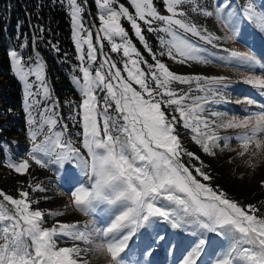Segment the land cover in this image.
I'll return each mask as SVG.
<instances>
[{
	"label": "snow or ice",
	"instance_id": "snow-or-ice-1",
	"mask_svg": "<svg viewBox=\"0 0 264 264\" xmlns=\"http://www.w3.org/2000/svg\"><path fill=\"white\" fill-rule=\"evenodd\" d=\"M49 3L64 8L70 18L78 62L71 70L79 73L71 79L80 99L69 104L67 116L62 113L36 37L31 44L27 37L18 38L23 42L6 51L24 85L30 147L25 158L13 155L5 162V153L13 154L18 142L0 143V167L27 179L18 182L15 195L0 189V264H89L90 251L106 255L108 264H149L147 258L163 244L171 255L181 246L155 230L161 223L188 238L177 264H264V205H241L201 182L212 177L180 135V129L190 132L210 157L230 150L233 142L242 149L239 156L251 149L252 155L264 153V101L233 100L229 77L177 74L161 59L243 68L247 75L240 82L264 97V71L256 74L258 66L264 69V58L227 48V55H217L197 42L216 49L218 41L241 38L245 27L264 36V0H91L94 16L89 0ZM209 21L231 35H216ZM48 44L60 53L57 44ZM24 49H31L27 57ZM174 82L189 87L174 88ZM230 103L246 104L244 115L210 107ZM220 129L240 131L221 136ZM184 157L198 166L186 164ZM34 167L59 177L70 197L65 207L90 221L57 220L46 227V216L66 213L36 207L48 197L34 195L47 192L35 180ZM142 230L149 238L132 259V243Z\"/></svg>",
	"mask_w": 264,
	"mask_h": 264
},
{
	"label": "rangeland",
	"instance_id": "rangeland-1",
	"mask_svg": "<svg viewBox=\"0 0 264 264\" xmlns=\"http://www.w3.org/2000/svg\"><path fill=\"white\" fill-rule=\"evenodd\" d=\"M121 2H125L126 0H121ZM89 4L91 7V11L93 13V16L95 15L96 8L91 3V0H89ZM127 6V5H126ZM131 11V8H130ZM66 12V10H65ZM68 16V15H67ZM69 18V16H68ZM98 23V21H97ZM125 27L127 28L128 25L126 22H123ZM69 24H70V18H69ZM208 28L213 31L216 35L221 37H226L231 35L226 29H224L219 24H214L211 21L208 22ZM129 33L131 35V30L129 28ZM70 34H71V27H70ZM134 42L137 44V47L140 48L139 42L135 41V38L133 37ZM151 41V37H149ZM196 39V38H192ZM72 42V40H71ZM198 43L202 44L204 47L208 48L210 52H215L217 55H227L223 51L224 48H227L229 50H237L240 52H251L254 56L257 58H264V36H261L259 33H255L252 28L245 27L242 31L241 38L235 39V40H221L218 41L220 47L219 48H212L211 45L204 44L201 41H197ZM105 43V50L108 51L110 46L108 45L107 41ZM73 45V59H63L58 60L57 63L59 64V67L63 70L65 77L67 78L69 82V86L72 92L66 93L63 98H58V96L54 93L52 86L47 78V72H46V64H45V77L49 84V87L51 88L53 95L55 98H57L61 104L62 113L67 116L70 112L69 104H73L75 102H78L80 99L79 90L76 88L75 84L73 83L71 77L73 75H79V73L72 72V66L77 64V60L75 59L76 53L74 44ZM154 50L156 49V45L153 42ZM13 48L9 49L12 50ZM141 51L143 49L141 48ZM114 58H119V54H111ZM147 56V54L145 53ZM149 59V62L151 61L150 57H147ZM166 65L169 67V69L177 74H203V75H210V76H226L233 81V83L230 85L229 89L227 90L230 94L231 98L233 100L248 96L252 97L254 99H257L258 101H264V97L259 95L258 90L254 89L250 85H246L242 82V78L247 75V72L243 68H237L236 66L228 65L223 62H214L209 64H198L196 62H191L188 65H182L177 64L174 61L167 59L166 57L161 58ZM11 65V63H10ZM143 67V66H142ZM261 71H264L261 67H257L256 74L259 75ZM11 72L13 76L15 77L16 81L18 82L20 86V99L18 106L12 107L7 106V117H5L4 120H2L1 128L10 131L11 128L15 129L17 132L16 134H9V133H0L2 135V139H0V143L12 141V142H18L14 143L12 145L13 148V154L5 153L4 159L5 162H7L8 159H12L13 155L16 158H25V150L26 148L30 147V143L27 141V133H26V124H25V113L23 111V97H24V85L23 82L15 75V71L13 70L11 66ZM30 80H34V77H30ZM4 84L3 79L0 77V92L2 89V86ZM174 88H185L187 89L189 85H180L176 82L172 85ZM195 85H192L194 87ZM2 106V102L0 100V108ZM214 110L219 111H228L231 114H235L237 116L244 115L243 109L247 107L246 104L236 105L234 103H230L227 105H212L210 106ZM70 123V121H69ZM75 131V129H73ZM239 129H220L218 134L221 136H229V135H235L237 132H239ZM180 135L181 140L185 148L195 153L197 156L200 157L201 160L205 162L206 168L205 170L208 171L213 179L215 175V169H217L223 176H225L228 172H230V176L236 180V182L233 185V189L235 192L232 194H229V198L237 201L241 205H249V204H255L257 207H261L264 205V153H259L257 155H252V152L255 151V149H251L250 152L244 156H239L238 153L242 150L241 147L236 144H231V149H225L223 152H220L217 150V155L215 157H210L207 154H204L202 150L199 148L198 145H196L191 139V133L187 130L180 129ZM184 161L186 164H196L198 166L197 161H189L187 157H184ZM9 171V170H8ZM35 180L39 182H43L45 184V187L47 188L46 193H37L34 194L36 196H47L48 199L44 200L41 199V202L36 207H39L41 210H44L47 212L48 210H52L53 212H59L64 211L66 214L62 216H46V227H51L53 224L57 221H63V222H72V221H80L81 223L89 222L90 218L84 216L82 213L76 211L75 209L71 207H65L70 202L69 195L65 194L66 189L63 187L62 180L57 177L54 173L33 168L32 169ZM2 172V169H0V174ZM193 175L195 176L196 173L193 172ZM197 179H201L199 176L196 177ZM15 179L14 177H10V191L7 193L15 195L16 189L19 186V183L16 185L15 182H13ZM24 180L25 183H27V179H20ZM207 184H210L209 181H201ZM212 186V184H210ZM254 186V193H253V201L249 203L248 199H236V195L239 193V191L244 190L246 193L251 186ZM216 189L215 187H213ZM221 190V189H220ZM252 192V191H251ZM252 195V194H251ZM156 231H160L161 233H167L168 238L170 240H179L181 242V246L178 248V250L175 252L174 255H171L167 251V244H163L162 250L164 253L163 256V263L162 264H177V261L181 257V254L184 251L183 245L188 242V238L182 236L181 233L176 232L172 229H170L165 224H158L155 226ZM149 238V233L142 230V235L134 238V241L132 243V251L129 253V256L132 259H136L139 256V253L143 250L145 246V242ZM71 243V242H69ZM63 246V245H62ZM87 246V245H84ZM218 247V245H215ZM157 251V250H156ZM211 252V250H210ZM156 253V252H155ZM154 253V254H155ZM168 259H167V258ZM86 258L89 260V264H108V257L101 253L96 252H89L86 254ZM207 259V257H205ZM147 260L149 261V264H155L151 260V257H148Z\"/></svg>",
	"mask_w": 264,
	"mask_h": 264
},
{
	"label": "trees",
	"instance_id": "trees-1",
	"mask_svg": "<svg viewBox=\"0 0 264 264\" xmlns=\"http://www.w3.org/2000/svg\"><path fill=\"white\" fill-rule=\"evenodd\" d=\"M38 5H42V7ZM41 28L45 31L41 32ZM21 37H27L30 44L33 37L37 38L36 48H38L46 64L47 78L58 98L66 96L65 91L66 93L72 92L63 70L57 63L58 60L73 59L70 24L65 9L60 6L53 7L49 0H0V77L4 81L0 92L2 102L0 133L5 132L12 135H17L16 130L13 128L10 131L2 129V120L7 117V106H18L21 94L20 86L11 72L10 60L6 56V51L11 48L14 49L19 43H22V39H18ZM49 41L59 46V54L51 49L48 44ZM30 51L31 49L23 50L25 57L29 55ZM0 169H2L0 189L6 192L10 191L9 188H11L10 177H14L13 182L18 180L13 185L25 178L9 172L4 167H0ZM209 183L212 184V187L219 188L229 195L235 192L232 187L238 182L230 176V172L223 176L215 169V175ZM254 191L253 185L246 193L244 190H238L236 199H250L249 203H251Z\"/></svg>",
	"mask_w": 264,
	"mask_h": 264
},
{
	"label": "bare ground",
	"instance_id": "bare-ground-1",
	"mask_svg": "<svg viewBox=\"0 0 264 264\" xmlns=\"http://www.w3.org/2000/svg\"><path fill=\"white\" fill-rule=\"evenodd\" d=\"M156 252V253H155ZM153 254V262L155 264H162V258H163V251H162V247H160L159 249H157V251H155Z\"/></svg>",
	"mask_w": 264,
	"mask_h": 264
}]
</instances>
